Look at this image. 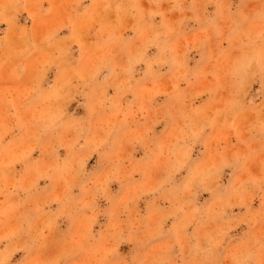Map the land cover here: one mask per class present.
I'll list each match as a JSON object with an SVG mask.
<instances>
[{"label": "rangeland", "instance_id": "rangeland-1", "mask_svg": "<svg viewBox=\"0 0 264 264\" xmlns=\"http://www.w3.org/2000/svg\"><path fill=\"white\" fill-rule=\"evenodd\" d=\"M0 264H264V0H0Z\"/></svg>", "mask_w": 264, "mask_h": 264}]
</instances>
